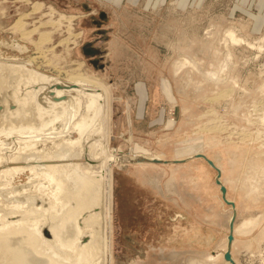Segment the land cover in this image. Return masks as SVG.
Returning <instances> with one entry per match:
<instances>
[{
    "label": "rangeland",
    "instance_id": "rangeland-1",
    "mask_svg": "<svg viewBox=\"0 0 264 264\" xmlns=\"http://www.w3.org/2000/svg\"><path fill=\"white\" fill-rule=\"evenodd\" d=\"M34 1L0 0V60L102 85L107 149L121 157L204 153L221 169L235 223L259 219L234 234L231 255L264 264V0H37L33 10ZM59 12L75 18L49 24ZM229 29L242 40L232 43ZM109 161L108 264H228L232 207L215 168L201 157ZM30 177L25 170L12 183L32 188Z\"/></svg>",
    "mask_w": 264,
    "mask_h": 264
},
{
    "label": "bare ground",
    "instance_id": "bare-ground-1",
    "mask_svg": "<svg viewBox=\"0 0 264 264\" xmlns=\"http://www.w3.org/2000/svg\"><path fill=\"white\" fill-rule=\"evenodd\" d=\"M41 2L34 1L33 10L40 9L43 6ZM48 8L51 13H55L52 5L50 7L48 5ZM64 14L59 12L58 20H50L49 24H58V21L65 17H69L70 21L74 17L72 15L67 17ZM19 17L14 22L16 27L25 23ZM11 26L13 28V25ZM21 27L24 31L25 27L22 25ZM26 33L29 35L28 32ZM227 35L232 43L242 40L231 29L228 30ZM47 37L42 36L43 39ZM35 56L37 58V55ZM24 64L0 60V68H9L8 70L15 74L12 99L16 104V107L10 108L5 98L6 108L0 113V134L3 135L0 137V264H108L107 201L110 161L109 163L105 161V164H102L103 171H100L97 167L99 156L95 157V155L104 153L111 162L122 159L149 163L148 160L151 159L161 161L165 159L159 155L121 157L120 150L107 149V101L102 85L92 79L79 76L81 74L64 78V82L76 87L52 88V91L55 96L66 95L67 99L54 101L45 96L46 104L43 105L37 100L38 90L34 89L32 84L50 83L60 79L28 68ZM180 67V65L176 67L175 71ZM7 74L8 72L5 71L0 75L2 85L6 83ZM22 85L25 88L23 92ZM97 89L100 90L96 91ZM32 103L33 106L35 105V110H32L34 111L32 117L29 111L27 118L29 110L27 106ZM101 127L103 140L101 138L90 140ZM11 133L15 134L11 135ZM70 133H76L77 136L72 138ZM46 141H51L52 145H46ZM38 143H42L44 147L38 148ZM198 153L201 152H195L184 158H190ZM61 158L77 161L49 162ZM78 159L82 161L79 162ZM180 159L183 158H173L168 162ZM10 162L12 165H9ZM25 170L30 172L29 182L34 183L32 188L30 185L12 183L14 176ZM219 179L222 182L221 177ZM232 213L231 209L228 223ZM258 220V217L243 218L236 223L234 220L231 248L234 234H247ZM45 226L48 233L43 229ZM84 235H87V240H84ZM222 246L225 247L224 254L227 248V235ZM217 255L219 253L208 254L207 257L215 259ZM231 258L236 264L233 255ZM226 261L232 264L231 261Z\"/></svg>",
    "mask_w": 264,
    "mask_h": 264
},
{
    "label": "water",
    "instance_id": "water-1",
    "mask_svg": "<svg viewBox=\"0 0 264 264\" xmlns=\"http://www.w3.org/2000/svg\"><path fill=\"white\" fill-rule=\"evenodd\" d=\"M93 51H95V49H93ZM8 69L7 68H0V75H1V73H4L5 71L8 72L7 76H5L6 83L3 84V85L1 83L2 77L0 76V113H3L5 108H6V104H5V101H4L5 98L7 99V103H8L10 108L16 107V104H15V102L12 99V97H13V87L12 86H13V83H14L13 80H14L15 74L10 72ZM42 85H43V88H41ZM32 87L34 89L38 90L37 91V96H36L37 100L41 104L45 105L46 104L45 100H44L45 96L50 97V99H52L54 101L67 99L66 95L55 96L54 92L52 91V88H68L69 89L70 87H76V85H71L70 83L64 82L63 80H58V81H51L50 83L49 82H35V83L32 84ZM24 89H25L24 85H22L21 86V91L23 92ZM99 90L100 89H97L96 91H99ZM101 133H102V127L98 131V133L93 136V139L91 137L90 140H94V138H99L100 139L102 137ZM86 144L87 143H85V146H86ZM85 149H86V147H85ZM197 157L203 158L209 165H211L213 168L216 169L217 174H216V177H215V181L220 186L221 197L226 203L230 204V206L232 207L233 213H232L231 218H230L229 223H228L227 248H226L225 253L223 254V257L226 260L231 261L232 264H234L233 260L231 258L230 248H231V242H232V239H233V225H234V220H235V216H236L235 205H234L233 201H230V200H228L226 198V195H225L226 194V187L219 179L220 174H221L220 169L215 165L213 160H211L209 157H207L204 153L195 154V155H193L190 158H197ZM190 158H185V159H180V160H172L171 162L180 163V162H184V161H186V160H188ZM98 159H99L98 160V164H99L100 171L101 170L103 171V165L102 164H105V161L111 160V159L106 158L104 153H101ZM148 161L149 162H153V163H156V162H162V163L168 162L167 159L163 160V161L158 160V159H151V160H148ZM102 225H103V223H102ZM101 228L103 230V227H101ZM43 229L45 230V232L48 233V229H47L46 226ZM83 237H84V240L88 239L87 235H84Z\"/></svg>",
    "mask_w": 264,
    "mask_h": 264
},
{
    "label": "crops",
    "instance_id": "crops-1",
    "mask_svg": "<svg viewBox=\"0 0 264 264\" xmlns=\"http://www.w3.org/2000/svg\"><path fill=\"white\" fill-rule=\"evenodd\" d=\"M175 217H173V219H174Z\"/></svg>",
    "mask_w": 264,
    "mask_h": 264
}]
</instances>
